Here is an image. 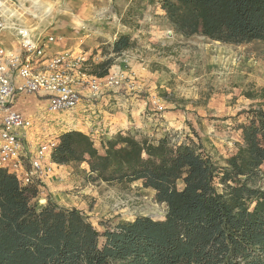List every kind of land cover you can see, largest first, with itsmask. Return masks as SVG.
Returning <instances> with one entry per match:
<instances>
[{
	"label": "trees",
	"instance_id": "16d2710c",
	"mask_svg": "<svg viewBox=\"0 0 264 264\" xmlns=\"http://www.w3.org/2000/svg\"><path fill=\"white\" fill-rule=\"evenodd\" d=\"M158 2L176 33L264 42V0ZM134 46L122 34L112 52ZM113 62L97 64L95 75H108ZM230 119L240 142L225 166L192 124L177 140L121 130L99 143L77 129L60 134L54 163H86L93 182L153 189L166 205L160 219L139 215L96 225L77 207L51 198L41 204L38 182L25 183L0 167V264H264V107Z\"/></svg>",
	"mask_w": 264,
	"mask_h": 264
},
{
	"label": "rangeland",
	"instance_id": "374dc122",
	"mask_svg": "<svg viewBox=\"0 0 264 264\" xmlns=\"http://www.w3.org/2000/svg\"><path fill=\"white\" fill-rule=\"evenodd\" d=\"M0 1V15L6 20L17 19L37 31L64 35L70 44L75 37L87 39L109 26L114 30L121 27L135 42L133 48L118 56L112 52L115 40L94 47L90 54L86 53L88 43L72 50L74 56L83 53L86 63L82 68L90 74L101 70L95 69L97 64L114 57L109 73L136 81L138 88L134 91L125 85L103 87L94 99H88L85 91L79 108L55 113H46L45 101L35 95L19 96L16 109L36 121L27 137L33 155L41 140L55 138L73 127L85 128L99 143L120 130L182 139L188 124H192L203 136L214 161L225 166L240 142L230 118L243 109L264 107L262 41L229 44L199 34L176 33L158 0ZM0 41L8 47L15 44L11 32H3ZM251 92L254 97L248 96ZM3 116L0 111V122ZM88 170L86 163L63 169L55 166L50 176L38 181L39 202L44 204L51 198L62 206L77 207L96 225L101 219L164 217L166 205L156 200L153 189L139 182L127 187L93 182L86 178Z\"/></svg>",
	"mask_w": 264,
	"mask_h": 264
},
{
	"label": "built area",
	"instance_id": "2783aa9c",
	"mask_svg": "<svg viewBox=\"0 0 264 264\" xmlns=\"http://www.w3.org/2000/svg\"><path fill=\"white\" fill-rule=\"evenodd\" d=\"M2 8L1 3L0 14ZM3 32H11L15 44L8 47L0 41V111L4 113L0 122V167L25 183L42 182L55 169L52 152L58 138L41 140L32 154L27 137L36 121L15 108L19 96L35 95L45 101L46 113H55L79 108L85 91L88 99H94L103 87L125 85L134 91L138 85L118 73L99 77L84 70L86 57L83 53L74 56L66 47L64 35L37 31L0 15V35Z\"/></svg>",
	"mask_w": 264,
	"mask_h": 264
},
{
	"label": "crops",
	"instance_id": "0c3cea01",
	"mask_svg": "<svg viewBox=\"0 0 264 264\" xmlns=\"http://www.w3.org/2000/svg\"><path fill=\"white\" fill-rule=\"evenodd\" d=\"M122 27L123 28H126L125 25H122ZM112 28H113L112 26H109L107 30H106V28H104V30H102V32H100L99 34L92 33L91 35H88V36H90V38H87V39H85L82 36L81 37L80 36L79 37H75L74 42L73 43L71 42V44L69 42H68L69 43L68 44L67 41H66V47L69 48V49H71V50H73V48H75V49L78 48V45L79 44L88 43V46L86 45V47L89 50L86 51V53H89V51L93 50L94 47H98L99 45L105 44V43H107V42H109L111 40H116L122 34H127V35L129 34V32H127V31L125 32L121 27H119L117 30L116 29L114 30ZM80 39H81V41H80ZM78 40L80 41L79 43L77 42ZM14 105H15V108H18V106L16 105V103ZM25 113H27V112H25ZM69 129H77V130H81V131L89 134V132L85 128H83V127L68 128V129H65L64 131L69 130ZM64 131L58 133L57 138ZM32 151H34V150H32ZM54 164H55L56 167H59L60 169L67 168V165H58L56 163H54Z\"/></svg>",
	"mask_w": 264,
	"mask_h": 264
},
{
	"label": "bare ground",
	"instance_id": "6f19581e",
	"mask_svg": "<svg viewBox=\"0 0 264 264\" xmlns=\"http://www.w3.org/2000/svg\"><path fill=\"white\" fill-rule=\"evenodd\" d=\"M78 21V20H77ZM79 23V22H78ZM81 24V23H80ZM78 25V24H77Z\"/></svg>",
	"mask_w": 264,
	"mask_h": 264
}]
</instances>
